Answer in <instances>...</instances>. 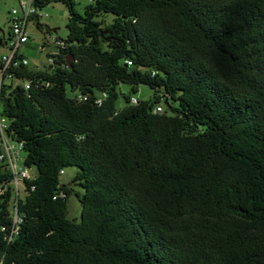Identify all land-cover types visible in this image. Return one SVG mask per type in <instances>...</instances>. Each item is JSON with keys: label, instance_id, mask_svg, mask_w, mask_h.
<instances>
[{"label": "trees", "instance_id": "1", "mask_svg": "<svg viewBox=\"0 0 264 264\" xmlns=\"http://www.w3.org/2000/svg\"><path fill=\"white\" fill-rule=\"evenodd\" d=\"M52 2L68 37L50 70L0 86L38 172L18 222L0 197V264H264V0H36ZM140 85L154 97L133 104Z\"/></svg>", "mask_w": 264, "mask_h": 264}, {"label": "rangeland", "instance_id": "2", "mask_svg": "<svg viewBox=\"0 0 264 264\" xmlns=\"http://www.w3.org/2000/svg\"><path fill=\"white\" fill-rule=\"evenodd\" d=\"M21 0H0V40H3V36H7L10 28L9 17L10 13L14 9H18ZM77 3L76 9L80 14L84 13L85 8L92 2V0H75ZM38 15L40 17L39 24L42 25L41 29L38 28L37 22L32 20L28 24V32L30 39L28 43L21 48L25 59H27L29 65L28 68L38 71L50 70L49 56L54 55L56 52V47L52 43L47 42L50 35H56L61 39H66L68 37L67 21H68V10L65 4L61 2H52L44 8H39ZM56 28V32L48 31ZM4 32V34H3ZM47 36V39L45 38ZM8 52L6 46L0 44V60ZM2 82V73L0 71V85ZM5 85H9L10 82L6 80ZM120 91L123 94H128L131 91L130 86L121 85ZM154 90L145 85H140L139 91L133 96L140 101H148L154 97ZM162 108H165L164 102L159 104ZM125 106V101L123 96L120 94L117 101V108L121 109ZM2 106L0 105V111ZM25 156V154H24ZM77 168H69L64 171L61 176V183L70 184L72 183L76 173ZM31 177L34 179L38 172L36 168L29 169ZM82 193L83 190L73 185V193L68 199V214L69 220L79 222L81 220L82 205L79 202L76 193ZM25 192L21 189L20 198L23 199Z\"/></svg>", "mask_w": 264, "mask_h": 264}, {"label": "built area", "instance_id": "3", "mask_svg": "<svg viewBox=\"0 0 264 264\" xmlns=\"http://www.w3.org/2000/svg\"><path fill=\"white\" fill-rule=\"evenodd\" d=\"M38 10L39 8L36 4V0H21L19 8L14 9L10 13V37L5 45L8 52L0 60L2 77L5 76L10 84H22L19 80L14 78L12 72L21 66L27 67L29 65L27 59L21 54V48L26 45L30 39L28 24L38 15ZM50 38L51 41L56 42L57 46H62L61 40H58L53 35H50ZM49 61L50 64L53 63L52 59H49ZM23 84L26 89H29V82ZM132 103L137 104L138 99L133 97ZM160 111H162V108L160 106L156 107L155 112ZM9 126L10 123L8 119L3 117L0 111V164L6 167L12 174L10 183H0V197L5 194L9 186L12 188L13 203L11 209L15 222H18L19 217L16 208L17 200L20 198L21 189L25 192V181L32 180L33 178L30 175L29 168L25 165L24 145L21 142L13 141L9 137ZM62 174H64L63 171Z\"/></svg>", "mask_w": 264, "mask_h": 264}, {"label": "crops", "instance_id": "4", "mask_svg": "<svg viewBox=\"0 0 264 264\" xmlns=\"http://www.w3.org/2000/svg\"><path fill=\"white\" fill-rule=\"evenodd\" d=\"M39 21H40V17H39ZM47 29H48V28H47ZM56 30H57L56 28H53L52 30H49V31L56 32ZM53 36H54V35H53ZM55 37H56L58 40H61L60 37H58V36H56V35H55ZM45 38L47 39V36H46V35H45ZM49 40H50V41H48V39H47L48 44H49V43H52V44L54 45V47H56V52H55V54H56V53H57V45H56V42L51 41V38H50V37H49ZM0 44L5 46V45H6V42H4L3 40H2V41L0 40ZM24 46H25V45H24ZM21 54L23 55L22 52H21ZM23 57H24V55H23ZM29 69H30V68H29ZM31 70H32V69H31Z\"/></svg>", "mask_w": 264, "mask_h": 264}, {"label": "flooded vegetation", "instance_id": "5", "mask_svg": "<svg viewBox=\"0 0 264 264\" xmlns=\"http://www.w3.org/2000/svg\"><path fill=\"white\" fill-rule=\"evenodd\" d=\"M9 37H10V32H8L7 36H5L4 34L3 41L6 42L9 39Z\"/></svg>", "mask_w": 264, "mask_h": 264}, {"label": "water", "instance_id": "6", "mask_svg": "<svg viewBox=\"0 0 264 264\" xmlns=\"http://www.w3.org/2000/svg\"><path fill=\"white\" fill-rule=\"evenodd\" d=\"M3 34H4V32H3Z\"/></svg>", "mask_w": 264, "mask_h": 264}]
</instances>
